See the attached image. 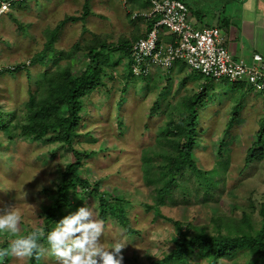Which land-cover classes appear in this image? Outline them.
<instances>
[{
    "label": "rangeland",
    "instance_id": "obj_1",
    "mask_svg": "<svg viewBox=\"0 0 264 264\" xmlns=\"http://www.w3.org/2000/svg\"><path fill=\"white\" fill-rule=\"evenodd\" d=\"M85 2L89 6V15L84 19L68 20L64 24L55 44L57 49L69 50L73 44H83L92 38H103L106 42L117 45L121 39L132 41L131 39L144 32L146 19L141 13L148 9L147 0H26L20 5L23 11L16 10L15 5L10 9L9 15L10 10L0 16V63L13 66L20 60L27 62L30 55L42 48L45 30L55 26L66 15L81 14ZM229 3L226 4V13L223 11L222 15L218 14V24L226 38L236 37L233 42L227 38L232 55L235 58L242 56L239 46L243 44L248 51L256 49L264 57V22L258 19L254 25L242 24L241 14L240 17L238 11L235 14ZM218 8H222L219 3ZM259 8L264 11L262 4ZM262 17L264 18V13ZM224 18L227 19L226 24H223ZM29 21L32 23L28 24ZM7 22L12 28L18 25L19 31L9 29L5 25ZM9 39H13L14 44H10ZM2 46L11 47L8 55H2ZM118 53L115 51L116 63L106 68L104 83L83 98L85 111L74 146L96 151L90 157L83 156L84 175L91 181L97 180L101 190L122 194L129 201L128 217L131 226L138 233L127 234L118 224L109 220L104 225L102 242L106 247L117 240L125 242V247L121 250L123 264H141L151 258L162 257L169 251L172 246L170 238L175 233L170 222L155 218L153 211L146 209L144 205L151 203L152 198L150 186L144 183L141 176L140 154L142 148L154 144L157 126L163 120L161 112L152 113L150 108L158 98L173 101L183 94L198 90L196 84L202 83L204 79H196L198 72L190 70L181 62L167 70L157 68L148 73L145 80L141 76L132 81L127 78L125 69L129 56L118 57ZM82 55L81 50L76 51L71 58L65 52H55L52 59L61 58L60 64L69 62L73 70L77 71L83 68L86 61V57ZM51 62L52 60L44 59L42 64L30 66V78L26 70H4L0 73V104L8 107L16 103L22 109V103L29 95V85L36 88L41 70L50 68ZM167 76L171 77L170 81ZM213 83L215 95L210 92L211 100L199 110V127L205 131L195 153L199 159L198 164L203 168H210L217 159L219 137L224 134L226 123L232 119V126L226 134V183L221 191L217 190L214 197L217 199L212 203L214 208L209 203L211 200L184 195L179 189L174 190V199L161 207L164 215L193 224L209 221L214 209L240 216L241 211L232 210L229 203L247 207L252 191L254 197L264 201V157L244 168L247 149L255 141L259 120L264 116L261 94L253 88L245 87L248 89L240 101L239 117L236 119L232 118L231 113L235 104L233 98L238 96L236 89L231 90L233 84L219 81ZM122 87L126 88L123 94L125 99L117 107L115 103ZM165 101L161 103L165 105ZM119 117L122 120L121 127L118 126ZM145 123L148 127L144 126ZM52 149L55 153L50 156ZM43 156H48L49 159L43 160ZM72 159L71 151L57 144H46L41 139L37 142L16 139L14 143H5L0 148V211L11 205L21 213L16 235L22 231L30 232L34 228H41L39 213L43 205L50 202L49 193L42 189L52 187L54 180L59 177V170L65 162ZM86 196L82 206L90 207L94 218L98 219L95 203L97 196L89 193ZM5 232L7 231L0 232V235ZM15 238L9 236L11 240ZM43 245L47 247V244ZM11 258L12 264H27L29 257ZM39 264H57V261L51 255H44L40 257ZM189 264L209 263L197 259ZM220 264L234 263L226 260Z\"/></svg>",
    "mask_w": 264,
    "mask_h": 264
},
{
    "label": "trees",
    "instance_id": "obj_2",
    "mask_svg": "<svg viewBox=\"0 0 264 264\" xmlns=\"http://www.w3.org/2000/svg\"><path fill=\"white\" fill-rule=\"evenodd\" d=\"M25 1L17 2L18 6L20 7ZM17 3H13L10 9H13L14 4ZM88 15L89 6L85 2L81 14L66 15L55 26L45 30V41L42 48L30 55L27 62L20 60L13 64V69L8 67L0 70V73L4 70H26L30 78V66L42 64L44 59L52 60L50 68L41 70L36 88L33 89L29 85V95L22 103V109H19L16 103L8 107L0 104V148L5 143H14L16 139L36 142L41 139L46 144H57L73 154V159L65 162L59 170V177L54 180L53 186L42 189L43 192L49 193L50 202L43 205L39 213L40 230L44 233L43 236H38L41 244H46L47 232L56 226L63 215L74 212L82 206L87 193L97 196L95 200L96 217L102 219L104 225L111 220L127 234L138 233L131 226L128 217V199L122 194L101 190L97 180H89L82 172L83 156L90 157L96 151L76 148L74 141L85 111L83 98L104 83L103 76L106 75V68L116 63L115 51L119 52L118 57L129 56V60L125 63L126 75L128 79L136 80L130 68V45L138 37L146 35L157 16L144 18L146 19L144 32L140 36H135L131 39L132 41L121 39L115 45L106 42L103 38H92L83 44H73L69 50L57 49L55 44L64 24L68 20L84 19ZM226 22L227 19L224 18L223 24ZM30 23L32 21L28 22ZM216 25L219 29L221 28V25ZM207 26L211 25L208 23ZM19 28L17 25L14 30L19 31ZM174 38L172 34L167 36V32L162 33L164 42ZM9 42L14 44L12 40ZM78 50L83 52L82 56L86 57V61L83 68L77 71L73 70L69 62L60 64L61 58L52 59L55 52H65L67 57L71 58ZM198 74L196 79H204L202 83L196 84L198 90L183 94L173 101L158 98L150 108L152 113L161 112L163 120L157 126L154 144L142 148L140 154L141 176L144 183L150 186L152 198L151 203H144V205L146 209L153 211L155 218L170 222L175 233L170 238L172 246L169 251L165 252L162 257L151 258L141 264H189L190 261H197V259L209 264H220L221 261L226 260H232L234 264H264V201L254 197V191L249 195L251 200L247 207L229 203L232 210L241 211L240 216L214 209L209 221L203 224L173 219L161 211V207L167 201L174 199L173 192L177 189L190 197L211 200L209 203L214 208L212 203L217 199L214 198L217 190L221 191L227 180L226 134L232 126V119L226 123L224 134L219 137L216 147L217 159L210 168H203L198 164L199 159L195 153L202 133L205 131L204 128L199 127V110L211 100L210 92L213 95L216 93L213 81L233 84L234 88L232 87L231 90L236 89L238 96L233 98L235 104L231 113L232 118L238 119L240 101L246 89L251 87L246 86L245 81H230L227 78L215 80L199 72ZM146 78L144 76L141 79ZM166 78L171 80L170 76ZM125 92L126 88L122 87L120 97L115 103L117 107H120L124 101ZM161 101H165V105ZM117 121L118 126L121 127V118L119 117ZM144 126L148 127V124L145 123ZM255 137V141L247 149L244 168L264 157V116L259 120V128L255 132ZM53 150L50 156L54 155ZM42 159L49 158L43 156ZM30 232L22 231L19 235L5 232L0 235V248L9 247L11 242L9 236H24ZM11 257H0V264H12ZM39 263L40 258L37 259L35 256L28 258L27 264Z\"/></svg>",
    "mask_w": 264,
    "mask_h": 264
},
{
    "label": "built area",
    "instance_id": "obj_3",
    "mask_svg": "<svg viewBox=\"0 0 264 264\" xmlns=\"http://www.w3.org/2000/svg\"><path fill=\"white\" fill-rule=\"evenodd\" d=\"M24 0H0V16L10 10L13 3ZM150 5L141 15L157 16L146 35L130 45V68L134 77L146 76L155 69H169L177 62L215 80L245 81L261 94L264 105V57L253 52L247 58H235L224 44V37L217 26L195 27L188 18L184 0H148ZM264 29V25H263ZM175 36L164 42L162 33ZM12 68L0 63V70ZM257 84L262 87L257 88Z\"/></svg>",
    "mask_w": 264,
    "mask_h": 264
},
{
    "label": "clouds",
    "instance_id": "obj_4",
    "mask_svg": "<svg viewBox=\"0 0 264 264\" xmlns=\"http://www.w3.org/2000/svg\"><path fill=\"white\" fill-rule=\"evenodd\" d=\"M149 5L148 1V8ZM256 86L262 87L259 84ZM20 220L19 211L11 205L5 207L0 211V232L17 233ZM103 232L104 221L94 218L90 207L80 206L74 212L63 215L56 226L47 232V247L38 241V236L44 233L34 228L30 233L11 240L8 248H0V257L35 256L39 259L51 255L57 264H123L121 250L126 243L117 240L106 247L101 240Z\"/></svg>",
    "mask_w": 264,
    "mask_h": 264
},
{
    "label": "crops",
    "instance_id": "obj_5",
    "mask_svg": "<svg viewBox=\"0 0 264 264\" xmlns=\"http://www.w3.org/2000/svg\"><path fill=\"white\" fill-rule=\"evenodd\" d=\"M188 6V18L192 22V24L197 27V28H202L204 26L209 25L211 26H217L216 24L219 23L218 21V14L226 13L228 7H227V2H230L229 5L233 7V12L236 14V11H238L240 21H242V24H253L260 19V22H264V18L262 17L264 11H262L261 8H259V5L262 4L264 7V0H184ZM220 1V2H219ZM233 1L235 5L233 6ZM237 2V3H236ZM218 3L221 4L222 8L219 10L218 8ZM16 5V6H15ZM16 10L23 11L21 7L18 6V4H14ZM145 8V7H144ZM264 9V8H263ZM231 11V10H230ZM11 13L8 12V15ZM263 18V19H262ZM5 25H8L9 29H13L12 26H9V23L7 22ZM3 27V26H2ZM228 29V27H227ZM222 31V30H221ZM12 32V31H11ZM166 34V33H165ZM167 32V36H168ZM222 36L224 37V44L225 46L229 49V42L227 41V38L231 39L232 42L236 40V37H225L221 32ZM13 39H9V41ZM3 47V46H2ZM11 47H3L2 50V55L5 56L6 54L8 55ZM240 52L242 53V58H247L249 57L253 52H259L256 49H251L248 51L247 49L244 48V45L241 44L239 46ZM9 49V50H8ZM231 52V50L229 49ZM260 53V52H259ZM181 62H177L174 67L179 65Z\"/></svg>",
    "mask_w": 264,
    "mask_h": 264
}]
</instances>
